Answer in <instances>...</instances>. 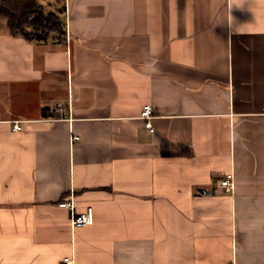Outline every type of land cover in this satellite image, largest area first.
I'll return each mask as SVG.
<instances>
[{"label": "crops", "instance_id": "crops-1", "mask_svg": "<svg viewBox=\"0 0 264 264\" xmlns=\"http://www.w3.org/2000/svg\"><path fill=\"white\" fill-rule=\"evenodd\" d=\"M38 1L64 36L0 17V264H264V0Z\"/></svg>", "mask_w": 264, "mask_h": 264}, {"label": "trees", "instance_id": "trees-1", "mask_svg": "<svg viewBox=\"0 0 264 264\" xmlns=\"http://www.w3.org/2000/svg\"><path fill=\"white\" fill-rule=\"evenodd\" d=\"M62 10L61 7L48 9L38 0H0V17L7 20L10 33L30 40H46L51 34L64 36L66 26L61 16ZM163 153L173 154L168 151ZM185 153L186 149L178 154Z\"/></svg>", "mask_w": 264, "mask_h": 264}, {"label": "built area", "instance_id": "built-area-1", "mask_svg": "<svg viewBox=\"0 0 264 264\" xmlns=\"http://www.w3.org/2000/svg\"><path fill=\"white\" fill-rule=\"evenodd\" d=\"M56 112H59V116H54V115H49L47 119L49 120H54V119H72L71 116L69 115V108L67 109L66 106H64L62 103H58L56 108H55ZM142 117H144L146 119V125L147 127L150 128L151 131H153V127L151 124V118L154 115V109L152 107L151 104H147L143 107L142 109ZM11 129L13 131H19L24 129V125H23V120L19 121V120H11ZM74 139H78L79 136L75 135L73 137ZM221 186L224 188L225 191H229L230 188L233 186V174L229 173L227 174L223 179H221ZM62 206L65 207H69L72 208L73 207V203L72 202H62L61 203ZM94 221V216H93V209L92 207H89L87 209V212H82V213H75L72 217V223L73 226H83V225H88V224H92ZM64 264H71V259L66 257L64 259Z\"/></svg>", "mask_w": 264, "mask_h": 264}, {"label": "water", "instance_id": "water-1", "mask_svg": "<svg viewBox=\"0 0 264 264\" xmlns=\"http://www.w3.org/2000/svg\"><path fill=\"white\" fill-rule=\"evenodd\" d=\"M199 191L202 193L209 192V191H206L205 189H199Z\"/></svg>", "mask_w": 264, "mask_h": 264}]
</instances>
